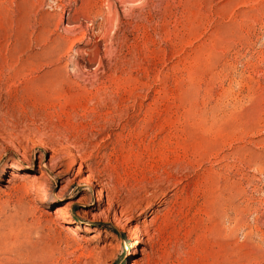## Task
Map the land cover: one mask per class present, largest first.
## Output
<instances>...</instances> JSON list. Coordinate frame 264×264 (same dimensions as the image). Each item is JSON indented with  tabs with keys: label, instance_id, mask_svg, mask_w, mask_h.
Masks as SVG:
<instances>
[{
	"label": "rangeland",
	"instance_id": "374dc122",
	"mask_svg": "<svg viewBox=\"0 0 264 264\" xmlns=\"http://www.w3.org/2000/svg\"><path fill=\"white\" fill-rule=\"evenodd\" d=\"M0 264H264V0H0Z\"/></svg>",
	"mask_w": 264,
	"mask_h": 264
},
{
	"label": "bare ground",
	"instance_id": "6f19581e",
	"mask_svg": "<svg viewBox=\"0 0 264 264\" xmlns=\"http://www.w3.org/2000/svg\"><path fill=\"white\" fill-rule=\"evenodd\" d=\"M74 2V1H73ZM91 21V20H90ZM93 35V34H92ZM84 37V36H83ZM88 39V38H87ZM77 40H78V38H77ZM73 42V43H72ZM71 42V44L72 45H70V49H72V48H74L75 47V45H77L79 42H74V41H72ZM87 42V44L88 43H90L89 42V39L86 41ZM87 44H85V45H87ZM96 47V46H95ZM91 54V53H90ZM83 55V54H82ZM84 57V56H83ZM95 60V59H94ZM13 179H17V176L15 175V176H11ZM22 187V186H21ZM64 229V228H63ZM64 230H67L68 231V229L66 228V229H64ZM136 244H141V237L139 238V240H138V242L136 243ZM19 251V250H18ZM21 252V251H20ZM16 253V255H18V257L21 259V260H23V258H26V256H25V254H17V252H15ZM10 259V258H9ZM8 259V260H9ZM12 263H14L15 262V260L14 261H11ZM10 261L9 262H7V263H11ZM16 263V262H15Z\"/></svg>",
	"mask_w": 264,
	"mask_h": 264
}]
</instances>
